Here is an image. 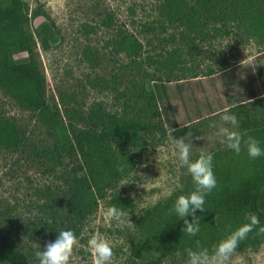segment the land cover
I'll return each instance as SVG.
<instances>
[{"label": "rangeland", "instance_id": "rangeland-1", "mask_svg": "<svg viewBox=\"0 0 264 264\" xmlns=\"http://www.w3.org/2000/svg\"><path fill=\"white\" fill-rule=\"evenodd\" d=\"M24 1L29 8L25 29L35 40L33 55L45 78L46 101L59 111L63 122L72 121L74 128H83L93 106L117 117H131L150 105L146 122L154 127L151 133L143 134L137 149H130L132 170L100 199L83 224L75 257V264H91L87 241L98 232L114 242V264H146V254L134 253L139 230L149 221L143 218L138 230L139 218L194 189L187 185L193 184L191 176L173 155L171 136L180 138L191 132L193 159L201 149L212 152L213 164H217L213 171L224 177L235 175L239 166L264 163V156L253 160L244 147L239 156L227 149L216 135L217 129L209 126L213 121L220 125L226 110L240 119L238 130L242 134L264 124V107L253 98L264 93V35L246 33L236 17L225 26L207 20L196 31L188 22L182 25L177 17L195 8L197 0ZM250 4L264 11V0H248ZM50 23L56 33L43 47L36 31ZM118 33L132 35L141 44L136 55L117 54ZM14 60L24 62L27 54H15ZM0 115L13 120L24 132L20 147L0 149V212L12 210L17 218L20 227L13 225L9 233L12 241L36 246L22 235L23 225L43 213L44 204L51 203L46 191L56 192L61 187L63 170L55 169L43 156L54 138L36 113L17 107L0 90ZM248 135L263 142L259 135ZM198 136L201 139H196ZM113 197L130 202L125 211L133 225L105 219ZM249 215L240 211L212 218L199 214L200 233L189 237L181 228L174 247L158 250L160 254L153 260L157 264H186V250H196L197 241L211 248L248 222ZM231 264H264V237L254 248H237Z\"/></svg>", "mask_w": 264, "mask_h": 264}, {"label": "trees", "instance_id": "trees-1", "mask_svg": "<svg viewBox=\"0 0 264 264\" xmlns=\"http://www.w3.org/2000/svg\"><path fill=\"white\" fill-rule=\"evenodd\" d=\"M28 12L24 0H0V90L17 107L36 113L39 121L47 126L54 142L43 151V156L55 169L61 167L63 184L56 192L47 189L46 195L51 203L44 204L43 213L23 225L22 235L36 246L26 247L12 241L9 233L14 230L13 225L18 226L17 218L11 214L12 210L0 212V264H38L35 252L44 248L47 242H54L61 230H73L79 237L83 224L96 210L100 199L105 198L107 192L132 170L134 160L130 149H137L143 143V134L151 133L154 127L153 123L146 122L150 115L148 103L147 108L138 109L131 117H117L106 113L100 106H93L83 128H74L72 121L63 122L59 111L50 108L46 101L45 78L33 55L35 40L25 29ZM235 17L246 33L264 35V11L253 4L248 5V0H197L195 8L183 12L178 20L172 18V21L176 19L185 26L188 22L196 31V28H203L207 20L225 26V22ZM52 26L51 23L43 24L36 31L43 47L54 38L56 32ZM116 36L117 54L136 55L141 49V44L130 37L132 35L118 33ZM18 53L27 54V60L17 63L14 55ZM253 98L255 104L264 107V93ZM150 99L154 102L152 94ZM248 134L259 135L264 146V124L253 126ZM23 140L21 128L10 118L0 115V149H16ZM118 165H124L123 172L117 170ZM238 168L235 175L231 173L224 177L215 173L220 186L213 189L210 199H206L205 211L197 210V216L202 214L212 218L224 212H248L257 215L264 225V163ZM187 185L194 187L193 184ZM175 200L176 197L169 199L138 220L139 230L141 220L149 219L139 230L140 237L134 250L138 256L147 255L146 264H157L153 260V251L174 247L176 233L185 227L182 219L175 214L169 215ZM112 205L126 210L130 202L113 197ZM187 219L191 221L192 217ZM15 230L17 232V228ZM263 237L264 234L258 235L254 230L240 242L238 249L254 248Z\"/></svg>", "mask_w": 264, "mask_h": 264}, {"label": "clouds", "instance_id": "clouds-1", "mask_svg": "<svg viewBox=\"0 0 264 264\" xmlns=\"http://www.w3.org/2000/svg\"><path fill=\"white\" fill-rule=\"evenodd\" d=\"M221 124L213 121L209 126L217 129L216 135L221 138V143L227 149L237 155L246 148L249 158L255 160L264 156V148L258 139L251 135L242 134L238 129L241 121L235 114L225 111L220 116ZM196 139H201L199 136ZM173 155L178 161V166L185 168L191 176L194 189L188 194L179 195L174 205L169 209V215L175 214L182 219L185 227L183 233L189 237H195L201 231L200 217L196 215L197 210L205 211L206 197L217 187V179L213 171V153L201 149L193 159L192 133L188 132L184 137H170ZM117 170L124 171V165H118ZM105 219L116 222L119 225L132 224L128 211L122 207L112 205L104 212ZM187 217H192L191 221ZM246 223L240 225L224 239L220 240L211 248L200 246L197 241V249H187L186 264H231L232 257L236 253L241 241L248 238L254 230L257 234H264V225H261L257 215L251 214ZM133 225V224H132ZM80 238L73 230H61L56 240L46 243L42 250H37L35 256L38 264H75L76 253L80 248ZM38 249L40 245H37ZM115 244L107 236L101 233L90 235L87 248L91 255V264H114ZM159 252L153 251L154 256Z\"/></svg>", "mask_w": 264, "mask_h": 264}]
</instances>
